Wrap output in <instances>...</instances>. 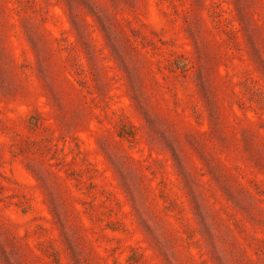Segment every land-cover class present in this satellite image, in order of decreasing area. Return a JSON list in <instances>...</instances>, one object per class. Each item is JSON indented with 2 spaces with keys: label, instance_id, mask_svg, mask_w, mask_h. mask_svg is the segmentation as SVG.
I'll list each match as a JSON object with an SVG mask.
<instances>
[{
  "label": "rangeland",
  "instance_id": "1",
  "mask_svg": "<svg viewBox=\"0 0 264 264\" xmlns=\"http://www.w3.org/2000/svg\"><path fill=\"white\" fill-rule=\"evenodd\" d=\"M0 264H264V0H0Z\"/></svg>",
  "mask_w": 264,
  "mask_h": 264
}]
</instances>
